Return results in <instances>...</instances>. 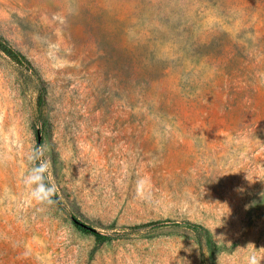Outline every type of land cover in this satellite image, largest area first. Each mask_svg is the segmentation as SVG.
<instances>
[{"label": "rangeland", "instance_id": "1", "mask_svg": "<svg viewBox=\"0 0 264 264\" xmlns=\"http://www.w3.org/2000/svg\"><path fill=\"white\" fill-rule=\"evenodd\" d=\"M0 34L35 70L0 49V264L264 248V0H0ZM36 145L50 205L23 182Z\"/></svg>", "mask_w": 264, "mask_h": 264}, {"label": "clouds", "instance_id": "2", "mask_svg": "<svg viewBox=\"0 0 264 264\" xmlns=\"http://www.w3.org/2000/svg\"><path fill=\"white\" fill-rule=\"evenodd\" d=\"M45 152L46 149L43 145H36L27 155V159L32 164V167H30L23 177V182L29 188L32 199L38 203L50 205L54 202L58 187L55 183H50L46 180L49 165L48 161L44 159ZM145 184L144 180L137 182V196L142 197L144 195L145 189L142 186ZM245 249H251V251L244 258V264H262L264 262V248L257 250L254 244L249 243Z\"/></svg>", "mask_w": 264, "mask_h": 264}, {"label": "trees", "instance_id": "3", "mask_svg": "<svg viewBox=\"0 0 264 264\" xmlns=\"http://www.w3.org/2000/svg\"><path fill=\"white\" fill-rule=\"evenodd\" d=\"M0 49H2L8 56H10L12 59H14L19 64L23 65L26 69L30 70L31 72H34V68L30 62V60L17 48H15L9 41H7L1 34H0ZM171 220L167 219L162 222H169ZM190 226L194 228L201 227L197 223H193L190 221L186 222ZM78 225L84 230V231H90L94 233L96 236L101 237L102 235L99 233L94 232L90 227L83 223H79Z\"/></svg>", "mask_w": 264, "mask_h": 264}]
</instances>
